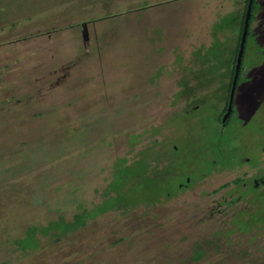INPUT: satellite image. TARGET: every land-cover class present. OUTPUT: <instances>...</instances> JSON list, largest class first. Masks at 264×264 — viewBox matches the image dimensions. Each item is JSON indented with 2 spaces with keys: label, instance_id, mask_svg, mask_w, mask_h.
<instances>
[{
  "label": "rangeland",
  "instance_id": "rangeland-1",
  "mask_svg": "<svg viewBox=\"0 0 264 264\" xmlns=\"http://www.w3.org/2000/svg\"><path fill=\"white\" fill-rule=\"evenodd\" d=\"M149 1L0 0V264H264V229L241 232L231 220L247 206L242 184L264 173V102L250 118H232L225 166L211 167L226 90L217 101L187 102L185 80L160 79L169 64L159 66L137 36L124 37L123 21ZM257 29L264 36V0H254L238 83L264 75ZM107 32L112 38L99 50L95 35ZM231 49V40L208 49L212 65L194 62L189 72L222 75ZM189 87L207 99L213 91ZM151 146H177L180 160L194 154L171 179L176 194L166 187L172 198L106 211L60 239L40 233L105 200L127 204L130 184L117 180L116 165ZM184 175L192 180L179 188ZM27 236L38 248L20 251L15 242Z\"/></svg>",
  "mask_w": 264,
  "mask_h": 264
},
{
  "label": "crops",
  "instance_id": "crops-1",
  "mask_svg": "<svg viewBox=\"0 0 264 264\" xmlns=\"http://www.w3.org/2000/svg\"><path fill=\"white\" fill-rule=\"evenodd\" d=\"M247 0H153L145 6L132 11L123 21L124 37L136 38L145 53L154 55L156 63L169 64L171 74L161 76L176 79V83L185 80L184 85L199 83L216 84L219 77L227 83V73L232 67L235 52L240 42L243 28L244 11ZM229 19L227 27L223 21ZM256 26V21L253 28ZM249 28V27H248ZM96 34L99 50L107 49L112 36ZM231 40V58L223 60L219 68L222 75L215 77H194L189 70L195 69L194 62L212 65L211 59H204L208 49H223L225 41ZM136 41V40H134ZM202 63V64H201ZM174 72V73H173ZM181 77H179V75ZM205 80H209L205 82ZM221 83V82H220Z\"/></svg>",
  "mask_w": 264,
  "mask_h": 264
},
{
  "label": "trees",
  "instance_id": "trees-1",
  "mask_svg": "<svg viewBox=\"0 0 264 264\" xmlns=\"http://www.w3.org/2000/svg\"><path fill=\"white\" fill-rule=\"evenodd\" d=\"M252 10L253 5L251 8V13ZM241 33L242 30L240 32V35ZM238 46L239 43L237 45L234 60L232 62L233 67L229 71V78H232V76L234 75V65ZM181 121V119H177V125L182 124ZM231 141L232 138L228 133L226 135H224V133H215L214 139L212 141V148L214 150V154H216V156L218 154V158L209 162V165L211 167L225 166L224 149H227L228 146H230ZM179 152V148L178 152H176L173 150V148L168 149L165 146H162L160 150H156L155 146H151L140 152L131 163H128L127 160L119 161L116 165L117 169L115 170L116 178L117 180L122 181V183L124 184L127 183L126 186L130 184L129 189H127V193H125V196L129 199L127 201V204L122 203L121 205H118V207H116L108 204L107 200H105L98 206L96 210H83L82 213L75 215L74 220L71 222H65L63 221V219H60L57 222L51 223L49 227L42 228L40 230V233L42 235L51 234L52 237L60 239L61 237L66 236L84 226L87 219H93L99 215L104 214L106 211L115 209L131 210L135 207H138L139 205L147 206L159 202L160 199L172 198L177 192V187H173L175 190V194L173 195L167 193L168 190L166 191V187L168 186L169 189H173L170 186V182H172L171 179L182 174L179 166H177L176 162L174 161L175 158L181 156ZM193 158L194 154L191 150L185 159H179V163H181V165H185L189 163L188 160ZM235 161V158H233L234 164ZM162 163H165V165L162 168H158V166L162 165ZM183 177L186 176L184 175ZM231 183L238 185L241 183V179H234ZM226 186H228V184L223 185V187ZM245 196H249V198L247 199V206L232 215V225L241 232H248L253 228L264 229V187L260 189H251L249 192L245 193ZM123 200L124 199H122V201ZM37 231V229H33V233L35 235ZM15 244L20 251L38 248L37 239L34 238V240H30V236L16 241ZM199 256L200 253L196 252L195 259Z\"/></svg>",
  "mask_w": 264,
  "mask_h": 264
},
{
  "label": "flooded vegetation",
  "instance_id": "flooded-vegetation-1",
  "mask_svg": "<svg viewBox=\"0 0 264 264\" xmlns=\"http://www.w3.org/2000/svg\"><path fill=\"white\" fill-rule=\"evenodd\" d=\"M256 32L258 33V38H260L259 39L260 42H262L261 40H262V38L264 39V36L259 35V33L261 31L259 32L258 29L256 30ZM260 42H259L260 45H264V41H263V43H260ZM256 74H258V73H256ZM256 74L251 75V73H250L249 75H246L243 78V82H241V83L237 82L236 83L235 95H234V99H233V103H232L231 113H230L228 119L226 120V122L224 124L221 123V119L225 115L226 110H227L229 91L231 88L233 76H232V78H230L228 80L227 85H225L223 83H219V84H206V83L194 84L195 86H198L199 88L211 87L213 89V91H212V93L207 95L209 99H207L204 95H200V94L195 93V90L193 88L191 89L189 87L190 85H186V88L187 87L188 88L186 90V93L185 94L183 93V96L185 99L184 101L189 102L191 100H199L200 96L204 99V102L208 101V100L209 101H217V100H219L220 94L224 88V90H226V93H227L226 100H225L224 106L218 112V118H217L218 122H219V128H220L219 130H217V132L223 133L224 129H226L227 126H229L232 118H235V120H237L239 122L241 121L243 116L250 118L253 114H255V111L258 109L257 108L258 104L259 103L262 104L264 102V75L262 77L258 78ZM64 76H66V74H64L63 77ZM237 81H238V78H237ZM253 84H255V86H257V88H255V89L254 88L253 89L248 88L250 85H253ZM226 87H227V89H226ZM198 108H200V106L193 107L192 111L197 110ZM187 113H189V111H186V114ZM173 150L178 152L177 146H174ZM241 157H242L241 162H245V163L251 162L250 158H248L246 156H244L246 158H244L243 156H241ZM174 161L176 162V165L179 166V159L175 158ZM199 176H201V175H199ZM263 177H264V173L261 177L256 178V179H252L251 184L243 183L242 188L247 189V190H251V189H260V188L264 187V184H261V183L255 184V181H259ZM191 180L192 179L190 177H186L185 178V184H180L179 188L184 187L186 185V183L187 184L190 183Z\"/></svg>",
  "mask_w": 264,
  "mask_h": 264
},
{
  "label": "water",
  "instance_id": "water-1",
  "mask_svg": "<svg viewBox=\"0 0 264 264\" xmlns=\"http://www.w3.org/2000/svg\"><path fill=\"white\" fill-rule=\"evenodd\" d=\"M253 1L254 0H248L247 6H246L242 33H241V37H240L237 55L235 58L234 75H233V79H232V83H231V88L229 91L227 110H226L225 115L221 119L222 124H224L226 122V120L228 119V117L231 113L232 103H233V99H234V95H235L237 78H238L239 71L241 68V60H242V56L244 53V45H245L246 37L248 35L249 20L251 17V8L253 5ZM82 39H83V43L86 45L88 42V33H87V25L86 24L82 25ZM257 183L264 184V177L262 179H260L259 181H255V184H257Z\"/></svg>",
  "mask_w": 264,
  "mask_h": 264
}]
</instances>
